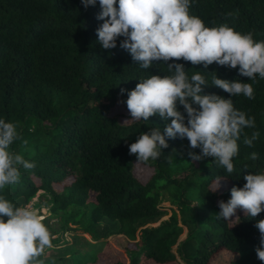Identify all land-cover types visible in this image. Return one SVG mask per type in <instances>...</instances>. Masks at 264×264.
Instances as JSON below:
<instances>
[{
	"label": "trees",
	"instance_id": "obj_1",
	"mask_svg": "<svg viewBox=\"0 0 264 264\" xmlns=\"http://www.w3.org/2000/svg\"><path fill=\"white\" fill-rule=\"evenodd\" d=\"M100 11L98 2L85 10L81 0H0V119L17 124L20 138L11 150L35 164L32 169L21 166L20 181L0 190V195L25 206L39 191L46 194L50 213L43 222L52 235H60L52 239V246L76 226L93 241L117 236L114 240L124 247L126 264H171L177 257L184 264H211L221 252L238 256L231 264H262L255 252L260 237L255 224L264 213L253 219L242 211L232 225L217 214L218 202L230 199V189L243 187L244 175L264 171V79L257 75L251 81L240 76L238 68L215 63L204 69L175 61L184 64L189 76L206 72L205 94L231 98L237 110L255 118V127L244 129L232 173L211 157L191 160L188 153L200 150L179 138L167 140L169 147L158 159L139 162L129 155V145L152 128L163 132L171 119L155 115L123 125L131 116L121 101L141 78L168 73L162 62L140 68L119 47L122 37L115 49H102L96 35L103 23L96 19ZM190 14L206 27L227 24L264 41V0H191ZM213 72L230 82L251 83L254 99L243 94L230 97L214 87ZM121 89L126 90L123 95ZM253 133L258 136L249 147L244 139ZM175 152L183 155L182 164L176 163ZM253 152L255 160L250 158ZM140 164L153 167L144 182L133 173ZM165 193L176 209L162 220L168 215L161 207ZM194 200L197 204L191 206ZM54 217L56 231L48 224ZM183 228L186 236L179 241ZM83 254L76 251L59 259L61 264H76Z\"/></svg>",
	"mask_w": 264,
	"mask_h": 264
},
{
	"label": "clouds",
	"instance_id": "obj_2",
	"mask_svg": "<svg viewBox=\"0 0 264 264\" xmlns=\"http://www.w3.org/2000/svg\"><path fill=\"white\" fill-rule=\"evenodd\" d=\"M101 11L96 19L103 21L97 28L98 43L104 50L119 47L127 51L142 69H149L153 62H162L167 75H150L141 78L136 87L127 92L126 103L132 121H148L158 115L162 120L171 119L163 132L152 128L141 133L129 145V155L138 161L156 160L162 149L169 147L167 140L187 139L193 161L211 157L228 173L234 170L233 158L238 155V141L245 128L255 127V118L234 107L231 98L208 93L204 73L195 71L191 76L183 60L193 66L207 69L213 63L237 69L238 74L255 81L257 75L264 79V41H256L253 33L242 34L227 24L206 27L202 19L190 14L191 0H81L84 9L95 7ZM170 61H172L170 63ZM212 74V85L230 97L243 94L254 99L251 83L228 81ZM121 89V95L125 93ZM182 106L183 112L177 105ZM258 133L245 136L244 143L251 147ZM20 138L17 124L0 119V190L20 181V167L32 169L34 163L12 151L11 146ZM251 159H257L253 152ZM243 187L233 186L230 199L220 200L218 218L236 223L238 210L253 219L264 213V171L246 174ZM218 190V187H217ZM216 190V191H217ZM235 217V219H233ZM35 209L17 206L0 195V264H44L46 248L52 247V234ZM259 246L257 259L264 264V219L256 221Z\"/></svg>",
	"mask_w": 264,
	"mask_h": 264
},
{
	"label": "rangeland",
	"instance_id": "obj_3",
	"mask_svg": "<svg viewBox=\"0 0 264 264\" xmlns=\"http://www.w3.org/2000/svg\"><path fill=\"white\" fill-rule=\"evenodd\" d=\"M125 121V119L123 120ZM174 158L177 164L183 163V155L179 152L174 153ZM133 173L135 177L138 178L140 182H144L152 173H153V167L151 165H138L135 166ZM70 183V180H67L65 182ZM164 199L161 203V207L165 210H167L168 215L164 216L162 220L168 219L170 213L172 210L176 209V207L170 205V202L168 201L169 196L167 193L163 195ZM49 197L44 194L42 191H39L35 198H33L29 204L25 205L30 209H35L38 211V213L45 219L49 216V208L50 205L47 204V200ZM90 201H94V195H91ZM197 204V200H194L191 203V206H195ZM190 206V207H191ZM93 206L90 207L92 209ZM242 213L241 210H238L237 215L239 216ZM235 219V217H233ZM230 225L234 224L229 222ZM48 224L50 225V228L52 231H56L59 227L58 224V218H49ZM158 223L153 224L151 226H157ZM73 231H69L63 234L62 238L60 240L59 244L56 246H52L53 248L45 249V252L43 254V258L45 259H57L58 263L61 264L60 259L61 257H71V255L76 252L80 251L84 253L81 257H78L75 261H77L76 264H113L115 262H121L126 264L127 258L124 254V247L119 246V244L114 240L117 238L110 236L108 238L99 239L97 241H93L89 235L82 232L81 228H76V226H71ZM80 227V226H79ZM184 232L180 236L179 241H182L186 236V229L183 228ZM53 239L59 238V234L52 235ZM133 244V243H131ZM175 251V247L172 249ZM238 256L231 255L226 252H221L211 264H231L237 259ZM147 264H153L152 262H148ZM171 264H184L181 259L177 257L176 261Z\"/></svg>",
	"mask_w": 264,
	"mask_h": 264
}]
</instances>
